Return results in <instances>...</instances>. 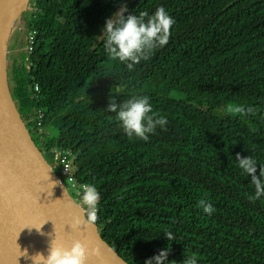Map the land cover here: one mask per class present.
<instances>
[{
	"label": "trees",
	"instance_id": "1",
	"mask_svg": "<svg viewBox=\"0 0 264 264\" xmlns=\"http://www.w3.org/2000/svg\"><path fill=\"white\" fill-rule=\"evenodd\" d=\"M122 3L125 16L163 7L175 21L168 44L131 71L109 58L102 37ZM20 23L13 42L25 52L8 72L12 96L22 117L43 111L47 135L27 126L44 155L71 151L78 184L99 190L94 224L116 252L130 264L164 249L176 264L193 254L198 264H264V196L249 199L251 177L235 159L252 156L259 177L264 0H29ZM133 96L149 97L168 121L147 141L129 138L106 111L110 99ZM229 105L255 114L227 113Z\"/></svg>",
	"mask_w": 264,
	"mask_h": 264
},
{
	"label": "water",
	"instance_id": "2",
	"mask_svg": "<svg viewBox=\"0 0 264 264\" xmlns=\"http://www.w3.org/2000/svg\"><path fill=\"white\" fill-rule=\"evenodd\" d=\"M6 64L0 45V264H33L37 253L47 258L55 238L69 248L80 241L86 264H130L100 228L86 223V212L36 144L12 96Z\"/></svg>",
	"mask_w": 264,
	"mask_h": 264
},
{
	"label": "clouds",
	"instance_id": "3",
	"mask_svg": "<svg viewBox=\"0 0 264 264\" xmlns=\"http://www.w3.org/2000/svg\"><path fill=\"white\" fill-rule=\"evenodd\" d=\"M127 11L126 3H122L119 10L111 18L106 19L102 36L104 37V49L109 58L126 64L128 70L131 71L142 60H148L155 49L168 44L170 30L175 21L163 7L158 8L152 15L142 11L138 15L125 16ZM106 111L115 114V119L129 138L135 137L144 141L149 139V134L155 133L157 127L163 129L168 123L165 117L154 113L147 96H133L121 103L110 99ZM227 111L245 116L250 113L255 114L253 108L245 110L239 105H229ZM235 159L238 167L251 177L255 196L249 199H259L264 196V166L260 167L259 177H257V162L252 156L242 157L238 153ZM77 195L86 212V223H95L97 204L100 199L96 186L89 183L82 184ZM197 207L202 208L208 215H212L215 211L212 204L205 199L199 200ZM76 222L80 223L79 220ZM164 237L168 241L174 239L171 232H166ZM169 250H161L158 255L146 260L145 264H176V261H168ZM22 254L27 258L26 252ZM31 259L33 264H86L88 250L80 241L73 242L69 248L58 244L55 238L51 242L47 258L37 253ZM182 264H198L196 255L184 256Z\"/></svg>",
	"mask_w": 264,
	"mask_h": 264
},
{
	"label": "built area",
	"instance_id": "4",
	"mask_svg": "<svg viewBox=\"0 0 264 264\" xmlns=\"http://www.w3.org/2000/svg\"><path fill=\"white\" fill-rule=\"evenodd\" d=\"M27 43H28V53L31 54L33 51L34 44H35V33L32 32L29 34V36L27 38ZM34 90L36 92H38L39 87L35 86ZM32 120L34 121V124L36 125L35 132L37 133L38 136L43 138L45 135L48 134V133H46V131L43 127V120H44L43 111L38 110L35 119L27 118L28 122L32 121ZM27 121H26V123H28ZM46 158L48 159V161L50 162V164L52 165V167L56 171L60 182L64 185L69 183V185H71V187L75 190V196L72 193L71 194L73 195L75 201L84 209V207L81 205V201L79 199V196L77 195V193L80 190V185L78 184L77 180L75 179V171H76L75 170V157L72 154V152L68 151V150L60 149L58 147H52L49 150V153L46 156ZM69 187H68V189H69ZM98 192H99V190H98ZM100 199H101V195H100ZM100 199H99L98 203L100 202Z\"/></svg>",
	"mask_w": 264,
	"mask_h": 264
},
{
	"label": "bare ground",
	"instance_id": "5",
	"mask_svg": "<svg viewBox=\"0 0 264 264\" xmlns=\"http://www.w3.org/2000/svg\"><path fill=\"white\" fill-rule=\"evenodd\" d=\"M26 2L27 0H0V45L6 46L17 31L19 17Z\"/></svg>",
	"mask_w": 264,
	"mask_h": 264
},
{
	"label": "rangeland",
	"instance_id": "6",
	"mask_svg": "<svg viewBox=\"0 0 264 264\" xmlns=\"http://www.w3.org/2000/svg\"><path fill=\"white\" fill-rule=\"evenodd\" d=\"M26 9H27V8H25V10H26ZM20 28H21V23H20V21H19V26H18L17 31L14 32L13 35L10 37V41H12V42L9 41V43L6 45V51H7V64H6V66H7V72L10 71V69H11V67H12V62H13V60H14V59H15V60H19L18 62H20V61H21V60H20V59H21L20 56H21V54H24V52H25V48H24V47L20 48V47L18 46L17 43H14V42H13V39H14L16 36L19 35ZM102 37H103V36H102ZM27 66H28V68H30L31 65H27ZM195 104H197V105H205L204 99H202V98H200V99H196ZM227 113H229V112L227 111ZM230 114H232V113H230ZM233 115H235V114H233ZM23 117H24V116H23ZM28 117L31 118V119H35V118H36V114H34V115H32V116H28ZM24 118H25V120L27 121V116H25ZM32 136H33V135H32ZM66 185H67L68 187L70 186V187H69L70 192L75 196V190L71 187V185H69V183L66 184Z\"/></svg>",
	"mask_w": 264,
	"mask_h": 264
}]
</instances>
